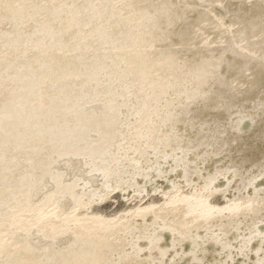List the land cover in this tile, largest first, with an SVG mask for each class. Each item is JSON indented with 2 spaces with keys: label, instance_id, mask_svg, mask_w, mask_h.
I'll return each instance as SVG.
<instances>
[{
  "label": "bare ground",
  "instance_id": "obj_1",
  "mask_svg": "<svg viewBox=\"0 0 264 264\" xmlns=\"http://www.w3.org/2000/svg\"><path fill=\"white\" fill-rule=\"evenodd\" d=\"M0 264H264V0H0Z\"/></svg>",
  "mask_w": 264,
  "mask_h": 264
}]
</instances>
